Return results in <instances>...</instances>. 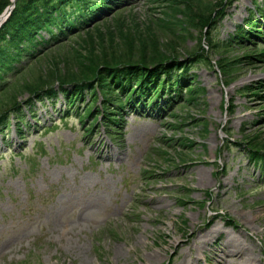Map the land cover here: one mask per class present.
I'll return each instance as SVG.
<instances>
[{"label":"rangeland","instance_id":"374dc122","mask_svg":"<svg viewBox=\"0 0 264 264\" xmlns=\"http://www.w3.org/2000/svg\"><path fill=\"white\" fill-rule=\"evenodd\" d=\"M166 6L134 1L120 20L110 23L106 35H113L115 45L125 36L153 51L170 44L169 52L181 62L192 49L208 51L214 65L190 71L197 74L204 94L198 103H185L177 111L183 126L176 132L169 126L180 127L175 119L130 113L119 142L103 129L86 142L77 118L60 119L61 100L55 108L48 102L45 108L37 106L41 124L25 131L24 141L14 126L7 145L0 134V264H239L229 255L232 250L241 252L240 263L264 264V174L260 164L249 161L242 143L264 137V97L244 90L264 84L259 51L264 41L255 40L261 44L258 49L225 48L224 64L236 70L226 86L217 64L224 51H211L207 28L203 36L192 29L185 42L165 41L168 33L159 20L171 13ZM251 7L253 0H236L214 39L227 42ZM101 38L92 34L93 45ZM50 52L62 67L66 50ZM53 62L58 67L52 59L45 67ZM53 122L56 126L44 131ZM184 140L195 144L182 147ZM37 142H43L45 152L35 156L32 166L18 152L25 146L29 155L40 146ZM155 150L170 157L151 156Z\"/></svg>","mask_w":264,"mask_h":264},{"label":"trees","instance_id":"16d2710c","mask_svg":"<svg viewBox=\"0 0 264 264\" xmlns=\"http://www.w3.org/2000/svg\"><path fill=\"white\" fill-rule=\"evenodd\" d=\"M125 1L127 0H19L13 17L0 32V80H5L7 75L14 77L12 83L0 94V118L10 109H15L19 98L26 93L40 95L43 91L48 95H55L53 87L57 83L62 89L66 84L72 85L71 95L74 93L81 96L84 89L94 92V89L99 88L105 98V109L108 113L105 122L109 129L116 128L115 117L125 108V98L130 94H140L152 99L154 95L160 93L163 95L168 89L179 86L182 88L180 91L185 89L191 96L188 103L195 101V95L201 93L202 89L196 91L191 90L190 87L185 88L186 81H190L191 78L179 77L176 71L183 69V74H186L195 64L211 65L209 56L201 48H195L196 50L192 49L188 52L191 55L189 64L173 65L169 60L173 59V54L168 49L170 44H162L160 45L163 46L162 48L158 46L153 51L150 47L144 49L141 40L127 38L129 40L127 41L124 40L125 36H119L120 42L117 45L111 43L114 37L112 34L106 35V31L111 29L110 23L120 20L124 15L125 9L122 11L121 8H126ZM150 1L167 4L166 7L172 14L166 11L167 19L159 21L162 23V29L168 33L165 41L175 39V42H185L192 36V29H199L203 36V27L213 28L218 23V18L224 14L220 13L219 9L232 2L231 0ZM9 2V0H0V13ZM254 12L259 14L261 20ZM181 14H183L182 18H178ZM113 30L116 34L119 31L118 28ZM44 31L48 32L52 39L61 36L75 37L70 43H61V50L63 48L66 50L62 67L61 61L55 60L52 56L54 52H50L51 49L36 54L38 43L48 42L43 38ZM92 34L104 36L106 44L103 42L104 38H101L96 45H93ZM207 35L213 50L221 51L223 46L212 40L210 30ZM255 35H264V4H256L250 22L240 25L237 33L230 36L229 43H242L243 40ZM47 59L56 61L58 67H55V62L53 67H45ZM226 59L222 56L221 68L230 81L234 71L232 67L224 64L228 62ZM246 89L251 91L250 87ZM64 91L66 93V90ZM169 102L171 109L177 103L175 98L169 99ZM245 142L250 148L249 153L252 157L262 159L260 155L264 153V137H250L245 139Z\"/></svg>","mask_w":264,"mask_h":264},{"label":"bare ground","instance_id":"6f19581e","mask_svg":"<svg viewBox=\"0 0 264 264\" xmlns=\"http://www.w3.org/2000/svg\"><path fill=\"white\" fill-rule=\"evenodd\" d=\"M240 254H241V252H240L239 250H232L231 253H230L229 255L232 256V257H236V258H238V260H239V264H244V263H240V261H241V262L243 261L242 259H240ZM220 257H221V256H220Z\"/></svg>","mask_w":264,"mask_h":264}]
</instances>
